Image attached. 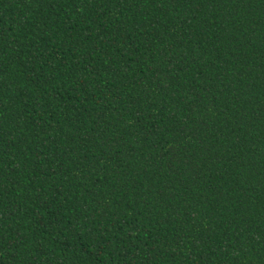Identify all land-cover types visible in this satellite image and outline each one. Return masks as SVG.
<instances>
[{
  "label": "trees",
  "instance_id": "1",
  "mask_svg": "<svg viewBox=\"0 0 264 264\" xmlns=\"http://www.w3.org/2000/svg\"><path fill=\"white\" fill-rule=\"evenodd\" d=\"M0 264H264V0H0Z\"/></svg>",
  "mask_w": 264,
  "mask_h": 264
}]
</instances>
